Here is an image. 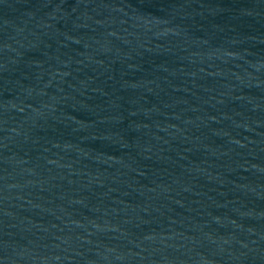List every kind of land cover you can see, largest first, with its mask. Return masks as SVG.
<instances>
[{
    "label": "water",
    "instance_id": "obj_1",
    "mask_svg": "<svg viewBox=\"0 0 264 264\" xmlns=\"http://www.w3.org/2000/svg\"><path fill=\"white\" fill-rule=\"evenodd\" d=\"M0 264H264V0H0Z\"/></svg>",
    "mask_w": 264,
    "mask_h": 264
}]
</instances>
